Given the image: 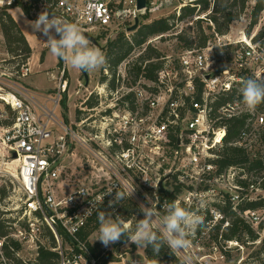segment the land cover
I'll return each mask as SVG.
<instances>
[{
    "label": "built area",
    "instance_id": "2783aa9c",
    "mask_svg": "<svg viewBox=\"0 0 264 264\" xmlns=\"http://www.w3.org/2000/svg\"><path fill=\"white\" fill-rule=\"evenodd\" d=\"M156 1L147 0L143 9L137 7L138 0H31L30 4L37 18L46 11L49 18L101 34L126 29L146 10H154L150 5ZM16 2L0 0V5ZM211 26L205 46L163 55L154 79L142 73L135 82L124 83L117 73L115 87L107 81L95 85L93 137L65 124L48 107L42 109L27 89L0 93L13 114V121L3 127V143L9 154H18L23 202L20 209L0 207L9 228L8 234L0 235V264H17L9 253L29 264L30 259L21 255L23 247L32 251L41 246L57 252L56 264H100L83 233L101 206L114 202L116 192L126 186L135 188L131 197L137 202L168 203L175 187L181 189L174 199L179 203L215 201L220 193L235 204L253 198L249 192L260 185L243 174L249 167L255 170L251 163L258 157L264 170V150L261 154L257 150L264 145V103L255 111L247 110L240 88L242 80L264 79V45L255 31L245 33L248 40L243 35L232 39ZM22 69L26 75L30 68L24 64ZM68 86L62 68L54 108ZM235 121L241 126L228 140L229 125ZM54 123L62 132L53 138ZM226 144L244 149L249 161L220 169L219 151ZM74 146L92 157L94 185L82 181L65 191L61 173L75 154ZM8 199L10 195L5 202ZM244 216L251 223L259 222L256 210H246ZM252 258L237 264H264ZM138 261L142 260L136 256L130 262L108 264Z\"/></svg>",
    "mask_w": 264,
    "mask_h": 264
},
{
    "label": "rangeland",
    "instance_id": "374dc122",
    "mask_svg": "<svg viewBox=\"0 0 264 264\" xmlns=\"http://www.w3.org/2000/svg\"><path fill=\"white\" fill-rule=\"evenodd\" d=\"M30 2L31 0H17V5L13 6L14 12L17 11L18 13L19 11H23L22 6L19 4L23 3L32 6ZM190 3H192V0H157L155 5H150L154 10L148 9L144 15L140 16L139 26L136 30L129 31L127 28L129 26H127L126 29L122 28L120 30L104 32L101 34H99V31H95L93 34L97 37L100 46H97L90 41L91 46L99 48L106 56L109 41L115 40L121 34H124L128 40H133L134 35L142 25L141 23H147L153 19L170 16L176 13L175 32L165 34L164 39L161 37L149 38L142 47L133 48L128 56L116 68V72L120 73V76L124 78V83H132L135 77L133 68L137 61V57L141 55L149 43L159 47L166 55H177L183 47L179 43L178 38L172 36V34L186 32L188 35L194 36L198 34L200 25L201 29H204L207 33L211 34L213 32L212 26L211 28H208L213 22L207 20V17H205L206 13H201V15H196L194 18L189 17L182 21L177 20L181 7ZM158 4L159 6H157ZM254 4L255 0H251V2L247 4L246 9L241 12L240 17L232 21L230 30L228 31V34L232 39L240 38L243 33L250 35L254 31L257 32V34L263 32L262 39H264V9L259 13L257 22L251 24L253 19L252 6ZM5 7L8 6L0 5V13ZM26 16L28 19L27 32H30L35 46L34 53H32L30 58L27 59V62L24 63L30 68L26 75H23L22 68L24 64L21 60L22 55L14 56L16 53H13L12 50H9L8 48V42L3 33L0 19V93L5 91L8 92L13 89H27L33 94V98L40 102L42 109L48 107L50 110L54 111L58 118L65 124L71 125L74 129H79V131L86 137H93L94 103H96L94 86L102 82L103 79H110L112 77V68L106 63L100 70L87 72L89 80L88 83H86L83 71L73 69L64 61L59 65V58L52 55L49 45H46L47 37L44 36L42 32L36 31L32 28L29 21H35L37 19L35 11L31 8V16H28L27 14ZM199 17H204V20L197 23L196 19ZM53 34L55 35L54 30ZM107 62H109V60H107ZM62 68L65 69V77L69 79V86L67 91L61 94L58 106L54 108V99L58 98L57 89L55 87L57 86V79ZM88 101H91L93 104L89 105ZM64 102L66 103L65 105ZM82 120L84 122L81 123V126H78L77 124ZM12 121L13 114L11 109L4 105L0 99V186H6L10 191L9 195L11 196V199L7 200L8 202H3V206H17V209H20V207L23 206V202L19 200L22 193L18 190L21 181V166L19 165L17 158H12L7 146L3 143V127H5L8 122ZM50 127L53 131V138L62 132V129L58 124H51ZM74 149L75 154L66 160L65 168L61 173L62 188L65 191L75 188L82 181L92 184V186L94 185V162L92 161V157L89 156V153L82 147L74 146ZM257 150L258 154H261L264 150V145H258ZM243 178L248 181L258 182L260 185L258 190L249 192V196L253 197L252 199L264 197V186H262L264 184V170L255 169L252 171H246L243 174ZM223 189L224 188H219L218 190L221 191ZM138 191L146 193L145 189L139 188ZM225 196L228 198L227 194H225ZM224 200L225 197H222V194L220 193L218 199L215 201L208 200L203 202L196 201L192 203H180L182 207L202 216L207 226L205 230H196L189 235L191 245L186 252L192 256L193 263L237 264L241 259H244L245 261L252 260L253 256L256 257V251L261 249V247H264V225L263 227H260V222L264 221V207L256 209L259 214L258 223H251L249 221V216L246 217L248 222L259 231L260 236L255 242L241 244L236 240L224 242L220 238V241L216 242L212 239L211 235L217 232L216 225L222 217L220 207L223 206ZM141 204H144L146 207L152 206L158 212L159 216L162 217L165 214V208L168 203L137 202L132 197H126L123 200L117 202L114 201L111 205L109 202L105 203L101 206L99 211L111 213L113 218L117 215L122 216L128 223L129 228H134L136 220L144 218L143 213L139 210V205ZM236 205L237 204L233 203L235 208ZM226 224L227 223H225V225ZM225 225L221 226L220 232L224 230ZM98 228L99 223L96 214L86 228L88 242L93 253L104 259L109 258L113 262L123 260L130 262L134 257L138 256L147 264L145 249L129 243L127 238L112 243L107 247L100 241L95 240ZM37 251L38 249L31 251L26 247H23L21 255L34 262L37 257ZM177 256L181 261V254H177ZM256 260L259 261L258 258H256Z\"/></svg>",
    "mask_w": 264,
    "mask_h": 264
},
{
    "label": "trees",
    "instance_id": "16d2710c",
    "mask_svg": "<svg viewBox=\"0 0 264 264\" xmlns=\"http://www.w3.org/2000/svg\"><path fill=\"white\" fill-rule=\"evenodd\" d=\"M250 2L251 0H192V3L181 7L177 20L182 21L186 18H194L196 15L206 13L205 17H207V20L212 21L215 24L216 31L219 34H227L230 30L232 21L240 17L241 12L246 9L247 4ZM15 5H17V2L12 6L5 7V9L1 11V26L8 42L7 44L9 50L16 53L14 56L22 55L21 60L24 64L32 55V47L17 21L9 12V8ZM19 5L22 6L23 11L28 16H31V5L23 3ZM263 9L264 0H255V4L252 6L253 19L251 24H255L257 22L258 15ZM175 18L176 13L170 16L153 19L147 23H141L142 25L137 30L133 40H128L124 34H121L115 40L109 41L107 45L106 58L109 60L107 65L112 68V77L110 79H103L102 82L107 81L109 87H115L117 85L116 68L128 56L130 51L135 47H142L151 37L161 36V38L164 39L165 34L175 32ZM203 20L204 17H199L196 19V22L200 23ZM208 28H211V25H209ZM172 36L178 38L179 43L183 48H199L206 45L207 41L212 36V33H207L204 29H201L200 25L198 34L194 36H190L186 32L174 33ZM262 36L263 32H260L256 35V39H260L264 45V39H262ZM163 55H165V53H163L159 47L149 43L141 55L137 57V61L133 68L135 75L133 81L135 82L142 73L147 78L154 79L156 70L161 65L160 59ZM62 63L63 60L59 59V65ZM65 104L66 103L64 102V105ZM88 104L92 105L93 103L88 101ZM10 123L11 122H8V124ZM239 126H241V122L239 123L238 121L229 125L227 132L228 140H231L236 136ZM219 155L220 157L218 159V163L220 169L222 170L230 165L243 164L249 161V155L244 149L228 144L220 149ZM261 160L262 159L258 157L251 163V166H254L253 169H262ZM247 171H252V168L249 167ZM242 184L246 186L248 184L247 180H242ZM262 186H264V184ZM180 190L181 189L179 187H175L173 192L169 193L168 204L174 201L176 193ZM9 192L10 191L6 186H0V207L3 206V202H5V199L9 196ZM263 207L264 197L244 199L243 201L237 203L236 208L233 206L230 199L226 198L223 206L220 207L222 217L216 225L217 232L211 235L212 239L216 242H219L220 238L224 242L236 240L241 244L255 242L260 236L259 231H257L254 226L247 221L243 214L246 210H256ZM2 214L3 211L0 209V235L4 236L9 233V228L6 224V218L1 217ZM225 223L227 224L225 225ZM222 225H225L224 230L220 232ZM263 225L264 221H261L260 227H263ZM83 236H88L86 230L84 231ZM121 239L125 240L126 237H122ZM145 252L147 264H181L180 258L177 255L172 254L166 246L160 250L158 255L152 251L151 247L145 249ZM256 252V258H258L260 262L264 263V247H261V249ZM9 254L14 257L17 264H25L20 258L13 255V253ZM97 256L101 260L100 264H108L109 262H112L109 258L104 259L99 255ZM57 257V252L41 246L38 250L36 259L34 262L30 260L29 264H56Z\"/></svg>",
    "mask_w": 264,
    "mask_h": 264
},
{
    "label": "clouds",
    "instance_id": "9594fccd",
    "mask_svg": "<svg viewBox=\"0 0 264 264\" xmlns=\"http://www.w3.org/2000/svg\"><path fill=\"white\" fill-rule=\"evenodd\" d=\"M29 23L34 30L42 32L47 37L46 43L52 55L62 59L73 69L94 72L102 69L107 63L105 54L99 48L91 46L90 39L76 23L62 21L53 16L49 18L46 11L41 12L35 21ZM241 85L243 105L247 110L255 111L264 103V79L248 78L242 80ZM134 191L135 188L130 186H126L123 192L117 191L115 202L130 198ZM109 203L111 205L113 202ZM139 210L144 218L136 220L134 228H129L122 216L117 215L113 218L111 213L99 211L97 213L99 228L95 240L107 247L126 237L129 243L139 248L151 247L157 255L166 246L172 254H181V264H193L192 256L186 252L191 245L189 235L196 230L206 229L204 218L182 207L178 201L167 204L162 217L152 206L146 207L141 204ZM134 264L144 262L138 261Z\"/></svg>",
    "mask_w": 264,
    "mask_h": 264
},
{
    "label": "water",
    "instance_id": "95a60500",
    "mask_svg": "<svg viewBox=\"0 0 264 264\" xmlns=\"http://www.w3.org/2000/svg\"><path fill=\"white\" fill-rule=\"evenodd\" d=\"M146 4H147V0H138L137 7L139 9H143V8L146 7ZM139 21H140V17H136L135 22L128 27V30L129 31L136 30L138 28V26H139ZM82 32L90 39V41L92 43H94L97 46H100V43H99V41H98V39H97V37L95 35H93L92 33L87 32L85 30H82ZM83 73H84V77H85L86 83H88V80H89L88 73L87 72H83ZM11 156L14 159V158L18 157V154L16 153V151H12L11 152ZM159 190L161 192L164 191V186L162 185V183H160V185H159Z\"/></svg>",
    "mask_w": 264,
    "mask_h": 264
},
{
    "label": "crops",
    "instance_id": "0c3cea01",
    "mask_svg": "<svg viewBox=\"0 0 264 264\" xmlns=\"http://www.w3.org/2000/svg\"><path fill=\"white\" fill-rule=\"evenodd\" d=\"M10 13L15 18V20L18 23V25L22 29L26 39L28 40L29 44L32 47V53H34L35 46H34L33 38L31 36L30 32H27V30H28L27 20L28 19H27L26 13H24L23 11H19L18 13H17V11L14 12L13 7L10 8ZM46 45H48V44L46 43ZM110 264H112V263H110Z\"/></svg>",
    "mask_w": 264,
    "mask_h": 264
},
{
    "label": "bare ground",
    "instance_id": "6f19581e",
    "mask_svg": "<svg viewBox=\"0 0 264 264\" xmlns=\"http://www.w3.org/2000/svg\"><path fill=\"white\" fill-rule=\"evenodd\" d=\"M243 36H244V40H248V36L245 33H243ZM17 161L19 162L18 158H17Z\"/></svg>",
    "mask_w": 264,
    "mask_h": 264
}]
</instances>
